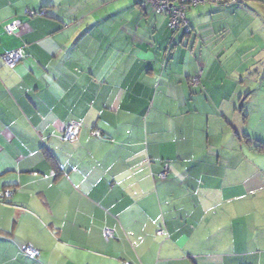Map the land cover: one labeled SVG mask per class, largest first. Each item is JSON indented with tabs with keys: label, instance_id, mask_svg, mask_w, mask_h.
Segmentation results:
<instances>
[{
	"label": "crops",
	"instance_id": "0c3cea01",
	"mask_svg": "<svg viewBox=\"0 0 264 264\" xmlns=\"http://www.w3.org/2000/svg\"><path fill=\"white\" fill-rule=\"evenodd\" d=\"M98 1L0 0V56H25L0 60V264H264V174L210 89L203 31L264 0L189 10L190 34Z\"/></svg>",
	"mask_w": 264,
	"mask_h": 264
},
{
	"label": "rangeland",
	"instance_id": "374dc122",
	"mask_svg": "<svg viewBox=\"0 0 264 264\" xmlns=\"http://www.w3.org/2000/svg\"><path fill=\"white\" fill-rule=\"evenodd\" d=\"M244 5L233 6L232 14L219 19L229 21L217 28L216 36H210L206 29L203 30L207 32L206 46L210 45L207 66L212 83L210 89L217 94L229 93L233 96L229 106L233 125L243 146L253 147L248 157L250 172L258 174L255 165L260 163L258 168L264 174V150L256 142L260 140L264 143V1ZM166 29L174 33L169 24ZM179 31L184 32L185 29ZM216 40L217 43H214ZM218 43L221 50L214 49ZM199 52H194V57L201 61ZM202 69L205 70L204 67Z\"/></svg>",
	"mask_w": 264,
	"mask_h": 264
},
{
	"label": "built area",
	"instance_id": "2783aa9c",
	"mask_svg": "<svg viewBox=\"0 0 264 264\" xmlns=\"http://www.w3.org/2000/svg\"><path fill=\"white\" fill-rule=\"evenodd\" d=\"M147 3L152 4L154 7V11L157 14H166L169 18V27L173 31H179L180 29H185L186 33H190L191 28L189 26L188 21V12L189 10L198 8L199 6L206 5V4H213V5H221L226 4L224 0H148L146 3L143 4L145 6ZM28 15H34L33 11H29ZM18 24L16 22L8 24L6 30L8 34H13L17 31ZM24 52L23 50L17 49L12 52L3 54L0 56V60L4 62L9 68L14 69L18 66V64L24 59ZM191 84L193 86H198L200 84V79L197 77L192 80ZM79 134V126L75 123H71L66 128L62 138L64 141L73 142L76 140ZM95 135H98L99 132L95 131ZM162 177H166V172L162 174ZM5 197H10L11 192L10 190H6L3 194ZM107 238L113 237V232L107 230L105 232ZM159 236L167 235L164 230H159L157 233ZM24 252L32 259H37L40 255V251L33 246H26L24 248Z\"/></svg>",
	"mask_w": 264,
	"mask_h": 264
},
{
	"label": "trees",
	"instance_id": "16d2710c",
	"mask_svg": "<svg viewBox=\"0 0 264 264\" xmlns=\"http://www.w3.org/2000/svg\"><path fill=\"white\" fill-rule=\"evenodd\" d=\"M148 0H142V2H141V6L143 7V8H145L146 7V5L145 6H143V4L144 3H146ZM36 13L34 12V15H35ZM34 15H32V16H34ZM192 32V31H191ZM3 62V61H2ZM4 63V62H3ZM11 69V68H10ZM200 85V84H199ZM198 85V86H199ZM197 87V86H196ZM261 145H260V149L263 151L264 150V144H262V143H260Z\"/></svg>",
	"mask_w": 264,
	"mask_h": 264
},
{
	"label": "clouds",
	"instance_id": "9594fccd",
	"mask_svg": "<svg viewBox=\"0 0 264 264\" xmlns=\"http://www.w3.org/2000/svg\"><path fill=\"white\" fill-rule=\"evenodd\" d=\"M189 26H190V23H189ZM190 28H191V27H190ZM174 32H177V31H174ZM185 32H186V30H185ZM190 33H191V31H190ZM190 33H189V34H190Z\"/></svg>",
	"mask_w": 264,
	"mask_h": 264
}]
</instances>
